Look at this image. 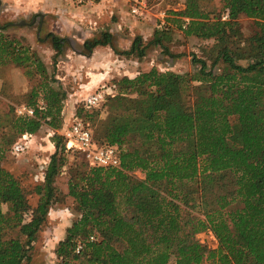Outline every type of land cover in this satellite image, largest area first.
Returning a JSON list of instances; mask_svg holds the SVG:
<instances>
[{"label": "trees", "instance_id": "obj_1", "mask_svg": "<svg viewBox=\"0 0 264 264\" xmlns=\"http://www.w3.org/2000/svg\"><path fill=\"white\" fill-rule=\"evenodd\" d=\"M220 1L225 21L206 11L204 0H188L176 14L189 20L185 37L214 41L209 67L193 55L191 62L199 67L193 75L151 69L114 85L101 145L117 147L119 167L87 165L68 181L65 196L76 218L55 250L59 264H264V0ZM240 16L253 20V36L241 35ZM168 30L156 31L148 45L169 54L163 43ZM51 43L62 52V40ZM106 46L116 55L138 57L146 48L134 42L129 51L119 52L108 33L84 43L87 50ZM23 58L40 74L43 97L27 105L33 117L12 119L10 126L32 136L48 125L55 151L35 185L39 200L32 207L2 164L12 140L0 141V264L30 259L59 198L55 182L65 164L64 140L55 132L65 94L51 85L54 79L47 78L44 64L0 27V65ZM81 112L90 110L81 106ZM135 172L143 179H134ZM201 186L219 193L216 206L203 212L193 210L194 187ZM206 231L216 240L213 249L194 240Z\"/></svg>", "mask_w": 264, "mask_h": 264}, {"label": "rangeland", "instance_id": "obj_2", "mask_svg": "<svg viewBox=\"0 0 264 264\" xmlns=\"http://www.w3.org/2000/svg\"><path fill=\"white\" fill-rule=\"evenodd\" d=\"M50 2L53 4L40 1L37 4L28 5L24 0H0V27L4 28V34L10 40L15 41L16 46L32 53L44 64L47 78L54 79L51 85L54 87L59 85L64 92V106H62L60 115L61 127L55 131L59 136L72 119L77 117L78 109L83 106L86 96L95 91L82 93L81 85L86 83L87 77L83 73V67L87 63L88 56L100 47L87 50L84 43L93 40L101 33H108L112 36L113 44L119 52L129 51L134 42H139L142 48L146 47L142 57H138L135 53L129 56L116 55L110 47H101L111 50L119 59L118 62L109 63L110 66H114L113 73L103 86H116L121 79H134L151 69H156L159 73L193 75L199 68L191 62L193 55L204 60L208 67L211 64V50L214 41L183 35L189 20H181L176 14L184 11L188 0H148L146 13L139 18L130 14L125 0L90 1L82 5L70 4L68 0H50ZM223 6L220 0H204L203 2V8L206 11L225 21L227 10L223 9ZM35 16H41L42 20L31 25V19ZM180 20L184 21L182 28L177 22ZM141 23H146L148 27L141 30L139 28ZM237 23L244 38L253 36L257 31L253 20L244 16H240ZM167 30L169 35L163 43L169 54H164L155 45H148L156 31ZM53 38L63 41L62 52L57 53L53 50L51 43ZM68 39L73 41L75 50L80 54L71 49ZM79 60L82 62L81 65L75 63ZM246 63V61L239 62L241 65H246ZM216 68L219 71L221 66L217 65ZM41 83L42 78L31 60L23 58L16 63L9 61L5 65H0V141L12 140L5 151L2 164L18 179L32 207L39 200L34 193L35 185L41 183L46 165L55 151L51 141L53 130L48 125H43L36 134L27 139L24 152L14 156L11 154V147L19 141L22 135L12 129L10 123L12 119L20 118L15 113L16 108L27 107L29 102L41 101L43 97V94L39 93ZM112 99L106 97L100 107L90 110V113L81 112L78 115L88 121L86 124L91 130L93 141L98 146H101L104 141L109 119L108 109ZM63 142L65 144V141ZM137 146L138 144H134L128 148ZM63 157L65 164L55 182L59 198L49 211L46 223L38 234L30 259L24 264L60 263L55 250L58 243L64 239L66 229L76 218L73 203L65 196L67 184L68 181L74 179L77 171L87 166L81 154L66 151V147ZM131 175L136 180L143 179V175L138 172ZM194 188L196 191L193 194L194 211L200 208L203 212L216 206L215 200L219 195L216 188L211 186ZM231 191L232 189H229L230 193ZM2 211L8 214V206L2 205ZM10 234L12 237L15 236V232ZM194 240L209 249L215 248L211 240L202 233L197 234ZM203 264L210 263L204 262Z\"/></svg>", "mask_w": 264, "mask_h": 264}, {"label": "built area", "instance_id": "obj_3", "mask_svg": "<svg viewBox=\"0 0 264 264\" xmlns=\"http://www.w3.org/2000/svg\"><path fill=\"white\" fill-rule=\"evenodd\" d=\"M65 1V0H64ZM70 4L82 5L90 1L101 2L104 0H68ZM67 2V1H66ZM129 7V12L133 17H142L146 13L148 0H125ZM115 96L114 86L102 85L93 93L89 94L83 100L85 109L93 110L103 104L106 97L113 98ZM16 115L20 118H31L34 111L30 107L20 106L16 108ZM65 141L66 151H72L81 154L89 167L98 168H117L119 167L118 149L114 146H98L93 141L92 133L89 126L80 118L74 117L71 123L65 127L61 133ZM30 135H22L17 143L11 147V154L18 156L24 152L26 141ZM206 235L212 245L216 246V240L210 231L202 233ZM94 240V238H90ZM80 250L77 247L76 252Z\"/></svg>", "mask_w": 264, "mask_h": 264}, {"label": "crops", "instance_id": "obj_4", "mask_svg": "<svg viewBox=\"0 0 264 264\" xmlns=\"http://www.w3.org/2000/svg\"><path fill=\"white\" fill-rule=\"evenodd\" d=\"M28 5H34L38 2H46L53 4L50 0H24ZM148 27L146 23H141L140 29L143 30ZM113 61H119L113 52L104 48H97L94 52L88 56L87 63L84 64L83 73L87 75L86 83L82 84V93H89L92 90L98 89L99 86L105 84L109 77L113 73L114 66H110ZM76 64L81 65L82 62L75 61ZM110 63V64H109ZM88 96V95H87ZM86 96V97H87Z\"/></svg>", "mask_w": 264, "mask_h": 264}, {"label": "water", "instance_id": "obj_5", "mask_svg": "<svg viewBox=\"0 0 264 264\" xmlns=\"http://www.w3.org/2000/svg\"><path fill=\"white\" fill-rule=\"evenodd\" d=\"M18 25H19V24H18ZM21 25H25V23H21ZM67 41H68V43H69L71 49H72L75 53L80 54L79 51L75 50L73 41H71V40H69V39H68Z\"/></svg>", "mask_w": 264, "mask_h": 264}, {"label": "flooded vegetation", "instance_id": "obj_6", "mask_svg": "<svg viewBox=\"0 0 264 264\" xmlns=\"http://www.w3.org/2000/svg\"><path fill=\"white\" fill-rule=\"evenodd\" d=\"M42 17L41 16H35L34 18L31 19V25H34L37 21L38 23L41 22Z\"/></svg>", "mask_w": 264, "mask_h": 264}]
</instances>
